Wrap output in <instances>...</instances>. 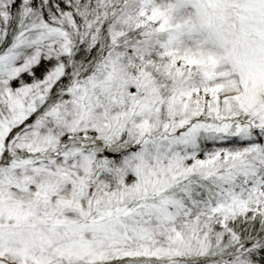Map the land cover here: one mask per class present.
Listing matches in <instances>:
<instances>
[{
	"label": "snow or ice",
	"instance_id": "obj_1",
	"mask_svg": "<svg viewBox=\"0 0 264 264\" xmlns=\"http://www.w3.org/2000/svg\"><path fill=\"white\" fill-rule=\"evenodd\" d=\"M0 264H264V0H0Z\"/></svg>",
	"mask_w": 264,
	"mask_h": 264
}]
</instances>
